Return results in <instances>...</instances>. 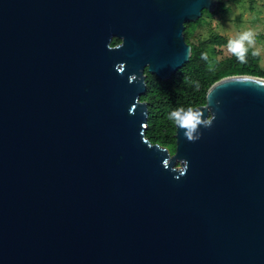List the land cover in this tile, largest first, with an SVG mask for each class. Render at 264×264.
Returning a JSON list of instances; mask_svg holds the SVG:
<instances>
[{
	"label": "water",
	"instance_id": "1",
	"mask_svg": "<svg viewBox=\"0 0 264 264\" xmlns=\"http://www.w3.org/2000/svg\"><path fill=\"white\" fill-rule=\"evenodd\" d=\"M218 3L0 0V264H264V78L216 82L174 154L147 136L146 71Z\"/></svg>",
	"mask_w": 264,
	"mask_h": 264
},
{
	"label": "trees",
	"instance_id": "2",
	"mask_svg": "<svg viewBox=\"0 0 264 264\" xmlns=\"http://www.w3.org/2000/svg\"><path fill=\"white\" fill-rule=\"evenodd\" d=\"M250 2L254 5L256 0H219L214 12L204 11V14L226 15L231 11L228 4H240ZM204 19L191 22L186 25V41L192 45L191 59L175 73L168 81L160 79L148 70L147 93L142 101L149 106V127L147 136L156 144L167 147L175 153L177 149V125L168 119L170 112L178 107L196 109L208 102L209 89L221 79L234 75H251L264 78V67L261 65V55H253L254 47H249L246 54V62L241 63L233 54L221 59L213 60L211 50L226 46L228 39L219 34H213L206 40L194 42V31ZM117 43L118 39L115 40ZM207 53V60L202 59V54ZM199 85L197 90L196 85Z\"/></svg>",
	"mask_w": 264,
	"mask_h": 264
},
{
	"label": "rangeland",
	"instance_id": "3",
	"mask_svg": "<svg viewBox=\"0 0 264 264\" xmlns=\"http://www.w3.org/2000/svg\"><path fill=\"white\" fill-rule=\"evenodd\" d=\"M228 4L232 9L226 15L202 16L204 20L195 29L193 41L206 40L213 34L222 35L229 41L241 32L251 29L255 33V45L252 47L259 51L261 65L264 67V0H256L254 5L247 1ZM230 54L227 45L216 48L215 51L211 50L213 60H221Z\"/></svg>",
	"mask_w": 264,
	"mask_h": 264
},
{
	"label": "clouds",
	"instance_id": "4",
	"mask_svg": "<svg viewBox=\"0 0 264 264\" xmlns=\"http://www.w3.org/2000/svg\"><path fill=\"white\" fill-rule=\"evenodd\" d=\"M255 45V33L253 30L249 29L241 32L236 37L229 39L227 43L228 51L235 55L237 59L244 63L246 62V54L248 52V48ZM254 56L259 55V51H253ZM202 59L207 60V53L202 54ZM126 65L124 63H120L116 65V70L118 73L123 74ZM137 80L136 75H132L129 77V83L135 82ZM260 88H264V86H259ZM197 90H199V85H196ZM213 91L210 90L209 96H211ZM168 119L173 121L175 125L184 131V135L189 142H195L199 140L202 136V133L199 132L201 126L205 128H210L215 120V116L212 118L205 119L204 112L200 110L193 109L189 107L187 109L183 107H178L170 112L168 115ZM169 158L163 161L164 167L167 169ZM186 163V167L183 172H179L181 174L186 173L188 162L184 160ZM179 178V177H177Z\"/></svg>",
	"mask_w": 264,
	"mask_h": 264
},
{
	"label": "flooded vegetation",
	"instance_id": "5",
	"mask_svg": "<svg viewBox=\"0 0 264 264\" xmlns=\"http://www.w3.org/2000/svg\"><path fill=\"white\" fill-rule=\"evenodd\" d=\"M116 39H118L119 40V42L117 43L115 40ZM122 42V40L121 39H119V38H114L113 39V42H112V44H111V46H115V45H117V44H119V43H121Z\"/></svg>",
	"mask_w": 264,
	"mask_h": 264
}]
</instances>
